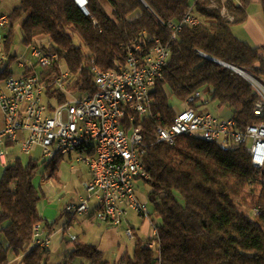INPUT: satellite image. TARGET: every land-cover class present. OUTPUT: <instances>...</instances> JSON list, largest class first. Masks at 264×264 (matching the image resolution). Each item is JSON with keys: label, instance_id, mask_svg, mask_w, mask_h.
I'll list each match as a JSON object with an SVG mask.
<instances>
[{"label": "trees", "instance_id": "16d2710c", "mask_svg": "<svg viewBox=\"0 0 264 264\" xmlns=\"http://www.w3.org/2000/svg\"><path fill=\"white\" fill-rule=\"evenodd\" d=\"M11 1L18 6L8 14L4 54L12 50L16 26L23 46L39 41L42 50L58 56L48 69L34 64L23 73L39 75L50 107L66 99L54 87L62 63L69 73L64 80L67 90L88 95L95 92L91 67L108 71L124 65L129 48L141 45L147 50L154 40L170 49L151 94L149 115L134 122L142 128L147 179L141 182L150 189L147 204L160 248L147 249L150 240L137 239L128 264H264V173L251 167L246 151H222L187 137L177 138L173 146L156 142L157 128L170 125L179 112L169 100L185 105L204 90L208 101L231 110L236 129L264 123V115L254 114L259 96L252 84L202 57L239 69L256 81L264 78V47L239 41L231 31L232 25L246 21L250 0H87L88 15L75 0ZM189 11L200 25L185 27L171 40L169 24L181 22ZM9 76L7 69L0 73V78ZM126 118L122 123L128 128ZM37 166L38 161L29 159L26 164L9 163L2 171L0 234L7 246L0 244V264H10V256L20 257L19 264L49 263L50 251L32 242L35 226L50 235L57 225L39 214ZM76 259L110 264L96 247L84 244H75L59 264Z\"/></svg>", "mask_w": 264, "mask_h": 264}, {"label": "built area", "instance_id": "2783aa9c", "mask_svg": "<svg viewBox=\"0 0 264 264\" xmlns=\"http://www.w3.org/2000/svg\"><path fill=\"white\" fill-rule=\"evenodd\" d=\"M83 10L87 0H75ZM201 21L189 11L181 22L169 24L171 40L185 27L194 28ZM9 27L8 15H0V43L3 31ZM32 61L40 69H48L58 61L55 53L41 49L39 41L28 47ZM124 65L108 71L91 67L95 92L88 95L70 93L64 80L69 73L62 70L55 81L57 93L65 102L50 107L45 101V87L38 74L0 78V163L7 166V147H18L23 155H31L37 148L47 160L72 158L75 164L86 167L90 181L77 199L65 206L69 217L93 218L111 227H120L128 212L150 226V242L146 248H160L157 227L147 203L137 198L136 184L146 180L142 157L145 154L142 128L134 125L135 118L149 115L151 94L170 59V49L160 40H154L150 49L141 45L129 48ZM5 55L0 53V61ZM25 69L23 62L17 63ZM259 96L256 106H263L264 87L252 78L249 81ZM196 93L185 102L167 127H158L156 142L173 146L179 137L208 139V144L222 151L243 148L251 167L264 173V123L236 129L232 118L220 120L209 113L197 112L205 102ZM198 99V101H196ZM194 104L195 107L190 105ZM127 117V118H126ZM127 119L129 127L122 123ZM132 237V231H126ZM75 237L71 236L70 241ZM33 245L47 250L50 235L40 225L33 228Z\"/></svg>", "mask_w": 264, "mask_h": 264}, {"label": "crops", "instance_id": "0c3cea01", "mask_svg": "<svg viewBox=\"0 0 264 264\" xmlns=\"http://www.w3.org/2000/svg\"><path fill=\"white\" fill-rule=\"evenodd\" d=\"M13 8L14 7H12L9 12L1 11L0 15H8ZM231 31L239 41L248 43L253 47H264V0H250V6L248 8L246 21L242 24L232 25ZM7 34L8 29L3 31L2 33L4 41ZM3 45L4 42L3 44L0 43V53L4 54ZM262 54L264 56V52ZM10 57H15L12 62H10ZM17 57L18 54H16L14 46L12 47L9 56L5 55V60L0 61V73L7 69L11 76H15L12 68V65L15 61L16 69L19 71L17 77H20L23 75L24 69H20L18 67V62H23L25 67H31L35 64L33 61L25 63L24 61H22L21 57ZM202 92H204L206 98H208L207 90H204ZM203 101L205 102L204 105H206L207 99H203ZM2 127L3 119H1L0 122V129ZM7 150V165L9 163H14L15 161H21V153L18 147L8 145ZM60 162L75 165L72 158H61L55 161L52 170L54 168L56 169L53 175L57 177V180H61L64 176L62 174V171L64 169L62 168L59 170ZM84 167V173L83 171H78L76 173V179L79 182H82L83 184L80 188L75 190L74 199H72L69 203L74 202L77 197L83 193L84 186L90 181V175L88 173V170L85 169L86 167ZM0 168L3 171L5 167L2 166L0 163ZM45 180L46 181L41 182H37L35 180V185L39 188L44 186H51L53 190L57 188L58 183L55 182L54 179L50 178V176H48ZM50 192H48L49 195ZM49 195L45 194V199L40 202L38 210L40 216L47 222L54 223L57 221V225L52 229L50 233V245L47 250H49L50 254L52 255L58 253L63 247H65L66 255L60 260L59 263H61L64 258L73 250L75 244H84L96 247L98 251L103 253L104 259L110 264H128L132 259L131 253H133L137 239H141L143 241L150 239L149 224L145 221L138 219L135 215L134 216L137 218L138 224H133L130 220V216L133 213H127L120 227H111L104 223L97 222L93 218L92 214H88L83 217L73 218L67 216L64 212V208L67 204H65L62 207L61 212H59L58 206L54 203V201H52V197ZM129 229L132 231V237H129L126 234V231ZM71 236L75 237L74 241H70ZM128 240L130 242H134L132 252L130 250L131 247L129 246ZM19 261L20 257L13 258L10 264H19ZM70 264L88 263L84 260L76 259Z\"/></svg>", "mask_w": 264, "mask_h": 264}, {"label": "rangeland", "instance_id": "374dc122", "mask_svg": "<svg viewBox=\"0 0 264 264\" xmlns=\"http://www.w3.org/2000/svg\"><path fill=\"white\" fill-rule=\"evenodd\" d=\"M103 6L106 5L104 4V2L102 1ZM0 12L1 11H5V12H9L11 10L12 7H16L18 6V3H15L14 1L11 0H4L1 4H0ZM75 41L77 44H79V40L76 39L75 37ZM15 46V52L16 54H18L17 58L22 59V61H24L25 63H28L31 60L30 55H29V50L28 47H25L21 44V39H20V35H19V31L18 28L15 26L14 27V36H13V46ZM62 65V70L66 71V67L64 65V63L61 64ZM13 68V72L15 77H17V75L19 74V71L16 69V65H15V61L12 65ZM257 83H259L261 86L264 87V78H260L259 81H256ZM208 97V96H207ZM203 99H207L206 101V105H201L200 107H198L197 112L200 113H209L212 114L213 116L217 117L220 120H225L231 117V110H229L227 107H221L219 108L216 103L208 101V98H206V95L204 94V92L201 93V98L200 101L202 102ZM169 103L171 106H173L176 110L181 111L185 109V106L182 105L181 103H179L178 101H176L174 98H171L169 100ZM2 116L0 114V122H1ZM20 155V154H19ZM20 159L22 161V163L26 164L29 159L32 160H36L38 161V169H37V176H36V181L37 182H41V181H46L45 179H47L48 176H50V178L54 179L55 182L58 183V186L55 190H53V188H51V186H44L40 188V192L42 195V200L41 202L45 199V194L49 195L48 192H50V195L52 197V201H54V203L58 206L59 212H61L62 207L65 204H68L72 199H74V195H75V190L80 188L82 186V182H79L76 179V173L78 171H83L84 173V166H81L79 164H65V162H60L59 164V170L60 169H64L62 171V174L64 175L62 177L61 180H57L56 176H54L52 174V168H53V164L49 165L48 162L49 160L45 159L42 156V152L41 149L37 148L31 155H20ZM72 167V169H71ZM85 168V167H84ZM86 169V168H85ZM2 174V169L0 168V177ZM150 189L148 186L144 185L143 182H138L136 184V192H137V198L142 201L147 203V196L149 193ZM132 214V212H130ZM130 220L133 224L137 225L138 224V220L137 218L134 216V214H132L130 216ZM157 222V221H156ZM129 246L131 247V252H132V247L134 242H130L128 240ZM0 244H2L4 247L7 246L6 240L3 237L2 234H0ZM132 254V253H131ZM66 255V251H65V247H63L58 253L56 254H50V259H49V263L48 264H59L60 260ZM10 259L12 260V256H10Z\"/></svg>", "mask_w": 264, "mask_h": 264}, {"label": "water", "instance_id": "95a60500", "mask_svg": "<svg viewBox=\"0 0 264 264\" xmlns=\"http://www.w3.org/2000/svg\"><path fill=\"white\" fill-rule=\"evenodd\" d=\"M82 11H83V13H84L85 15H88V12H87V9H86V8H83ZM202 57H204V58H206V59H208V60H210V61H212V62H215V63H217V64H219V65H221V66H223V67H225V68H227V69H229V70L235 72V73H237L239 76L243 77L244 79H246V80H248V81H251V80H252V78H251L250 76H248L247 74H245L244 72H242V71L239 70V69H236V68H234V67H231V66H229V65H226V64H224V63H221V62H219V61H217V60H215V59H213V58H210V57H208V56H205V55H202Z\"/></svg>", "mask_w": 264, "mask_h": 264}, {"label": "bare ground", "instance_id": "6f19581e", "mask_svg": "<svg viewBox=\"0 0 264 264\" xmlns=\"http://www.w3.org/2000/svg\"><path fill=\"white\" fill-rule=\"evenodd\" d=\"M255 113H263V106H256L255 107ZM192 139H198L199 140V135H192ZM200 140L208 144V139H200ZM49 161H51V160H49Z\"/></svg>", "mask_w": 264, "mask_h": 264}]
</instances>
